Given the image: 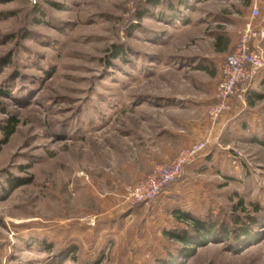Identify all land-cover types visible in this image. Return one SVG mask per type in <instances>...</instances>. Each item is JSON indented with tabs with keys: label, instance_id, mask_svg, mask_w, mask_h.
Returning a JSON list of instances; mask_svg holds the SVG:
<instances>
[{
	"label": "rangeland",
	"instance_id": "obj_1",
	"mask_svg": "<svg viewBox=\"0 0 264 264\" xmlns=\"http://www.w3.org/2000/svg\"><path fill=\"white\" fill-rule=\"evenodd\" d=\"M258 1L0 0V264H162L177 255L165 232L179 210L230 232L249 217L260 236L206 242L181 264H264V69L209 117L246 25L264 32ZM179 101L197 109L179 113ZM203 140L182 179L149 204L127 201ZM15 178L27 184L12 189Z\"/></svg>",
	"mask_w": 264,
	"mask_h": 264
},
{
	"label": "built area",
	"instance_id": "obj_2",
	"mask_svg": "<svg viewBox=\"0 0 264 264\" xmlns=\"http://www.w3.org/2000/svg\"><path fill=\"white\" fill-rule=\"evenodd\" d=\"M253 15H259L257 9L253 11ZM263 40L264 32L257 31L252 22L248 23L238 48L224 66L223 79L218 86V102L209 110L213 124H217L222 115L230 109L232 98L243 92L264 69V51L261 47ZM208 144L209 140L197 142L184 150L174 161L158 165L144 181L127 190V201L134 205L154 201L168 185L183 178L186 167L199 158Z\"/></svg>",
	"mask_w": 264,
	"mask_h": 264
},
{
	"label": "trees",
	"instance_id": "obj_3",
	"mask_svg": "<svg viewBox=\"0 0 264 264\" xmlns=\"http://www.w3.org/2000/svg\"><path fill=\"white\" fill-rule=\"evenodd\" d=\"M5 1H12V0H5ZM161 0H149L148 4L149 6L152 5H158ZM184 0H179V5L181 7H184ZM247 4L250 5V0H247ZM35 15L40 13V9H36L34 11ZM146 13V9L142 8V10L138 13L139 19L144 16ZM183 19V18H182ZM181 17L179 20H182ZM138 29V27H132V31H135ZM222 37L219 36L217 38L216 42V49L220 52H224L227 50L229 44L222 43ZM222 44H224V48H222ZM128 52L125 53L124 48L121 47H115L114 48V58H123L125 56H128ZM18 79L22 77L19 74L16 76ZM259 99H264V93L259 95ZM251 104H254L252 102ZM18 125V122L16 119H12L10 128L6 131V138L11 137L16 130V127ZM23 184H27L26 180L15 178L12 180L10 186L11 188H15V185L20 186ZM254 210L256 213L261 212V208L258 205H254ZM174 217L179 222V229L176 232H165V236L170 239L173 242H176L178 246L177 255H174L173 251L170 249L168 250L166 256L164 259H162V264H181L182 261H185V259L192 257L196 252V249L199 247L205 246L206 242H218L219 239H222L223 241H236L238 243H241L240 249L243 248L245 245H248L250 243H254L259 239L258 235H252V230L255 229L256 226H258V222L256 220H251L248 217V224H245L244 222L246 219H237V225L234 227L235 229L230 232L224 224L218 225L217 223L213 222L210 219L201 220L199 218H196L189 213L183 212V211H175L173 213ZM242 222V223H241ZM247 223V222H246ZM211 240V241H210ZM76 250V248H73ZM67 254V253H66ZM74 256V254H72ZM167 258V259H165Z\"/></svg>",
	"mask_w": 264,
	"mask_h": 264
},
{
	"label": "crops",
	"instance_id": "obj_4",
	"mask_svg": "<svg viewBox=\"0 0 264 264\" xmlns=\"http://www.w3.org/2000/svg\"><path fill=\"white\" fill-rule=\"evenodd\" d=\"M256 1L259 2L258 0H256ZM253 91H255V90H253ZM195 109H197V106L195 104H191V103H188V102H185V101H179V113L180 112H183L184 113V111H194ZM191 129H193L192 126H191ZM179 133H183V132L180 130ZM186 139L188 140V143H187L188 145L192 144L194 142V140H195V138L190 137V136L189 137H186ZM179 140H180V142H179L180 143L179 144V148H180L182 146V144H183L182 143L183 140H185L183 138L182 134H179ZM165 157L168 158L169 156L166 155Z\"/></svg>",
	"mask_w": 264,
	"mask_h": 264
}]
</instances>
